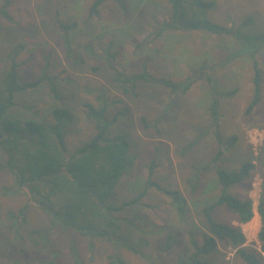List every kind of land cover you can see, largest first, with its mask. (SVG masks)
<instances>
[{"label":"rangeland","instance_id":"374dc122","mask_svg":"<svg viewBox=\"0 0 264 264\" xmlns=\"http://www.w3.org/2000/svg\"><path fill=\"white\" fill-rule=\"evenodd\" d=\"M9 22L0 16V78L9 69L7 55L20 64L17 69L20 83L34 81L47 74L55 78V87L61 100H54L48 86L43 83L27 95L17 94V113L35 118L23 107L35 105L39 117H49L50 109L65 107L73 115L68 128L66 146L74 151L94 135L93 121L85 116L84 105H98L97 97L119 101L108 110L111 118L119 110H126L107 132L108 137L123 135L136 156L131 175L116 186V203L129 201L144 193L140 205L127 207L118 216L135 221L139 231L133 242L141 254L106 239L84 238L77 232H64L54 228L42 237L39 245L28 241H15L5 220L8 211H17L28 205V219L33 228L47 227L48 218L29 204L25 193L5 196L4 186L12 187L9 173L0 171V264H108L106 257L118 254L127 264H172L191 253V238L200 241L205 225L199 214L206 200L211 199L215 188L214 167L211 161L220 148L221 138L236 136L230 152L219 161L227 169L237 168L252 154L255 166L249 181L231 188L238 198H250L257 205L264 186V163L259 143L264 139V47L257 60L262 70L261 99L247 115L246 108L252 95L253 69L244 58L232 60L236 50L233 38L203 32H168L156 37L150 44L138 47L145 38L170 18L167 0H122L126 11L117 0H103L98 15L90 17L89 10L95 0H9ZM215 3L208 18L226 27L236 26L251 16L255 28L264 32V0H209ZM5 0H0V7ZM59 21L76 23L69 34L72 55L57 32ZM91 43L96 54L109 47L116 58L110 64L123 73H148L177 83L193 77V71L206 63L203 73L194 79L190 89L175 93L157 84L140 83L138 96L122 94L112 80L111 68L101 57L91 58L82 46ZM93 55V54H92ZM103 56V54H102ZM184 61V62H182ZM195 69V70H193ZM208 77L214 82L210 85ZM212 88L218 96L219 128L210 124ZM219 136V137H218ZM6 159L0 150V168ZM205 165H212L203 170ZM160 187L179 190L187 200L185 216L178 215L171 199L155 189L146 187V181ZM214 181V180H213ZM218 222L242 227L246 234L244 248L259 253L256 236L260 228L255 213L245 225L225 207L214 211ZM141 239V240H140ZM140 241V242H139ZM209 264H245L229 245L218 242L216 249L201 257ZM260 264H264L262 255Z\"/></svg>","mask_w":264,"mask_h":264},{"label":"trees","instance_id":"16d2710c","mask_svg":"<svg viewBox=\"0 0 264 264\" xmlns=\"http://www.w3.org/2000/svg\"><path fill=\"white\" fill-rule=\"evenodd\" d=\"M126 6L122 0H117ZM103 0H95L90 7L89 16L98 15V8ZM10 1L5 0V5L0 7V16L12 22L7 6ZM170 8V18L163 21L150 35L145 38L138 47L150 44L156 37L168 32L179 33L203 32L210 35L233 38L237 47L230 55V62L239 58L250 61L253 69L252 95L245 113L249 115L258 105L261 99L262 70L257 60L258 52L264 47V32L255 28L253 17L242 18L236 26L226 27L212 22L208 18L209 11L215 3L209 0H167ZM68 48L71 56V40L69 34L73 32L76 23H67L57 20L55 24ZM20 50L16 47L13 51ZM12 51V52H13ZM84 55L91 58H103L108 65L116 54L109 53V47L102 50V54H96L91 49V43L82 46ZM12 52L7 55L9 69L0 78V150L5 155L4 163L0 171L9 173L12 178V187L1 188L3 195L25 193L29 197V204L38 207L48 218L47 227L33 228L28 219L29 206L26 204L17 211H8L5 220L10 222L15 241H28L31 245H39L43 236H47L50 230L57 228L61 231H74L88 239H106L116 245L141 254L137 249L139 244L133 242L135 234L140 230L135 221L118 216L127 207L140 205L144 193L141 192L135 198L116 203V186L125 177L131 175L136 156L131 153L130 143L123 135L108 137L110 126L117 122L118 117L123 116L126 110H119L111 118L108 110L119 101L110 100L107 97H97L98 105L91 103L84 105L85 116L93 121L94 135L81 144L74 151H70L65 142L68 128L73 123L71 111L65 107H54L49 111V117H39L35 111L36 106L23 107L26 112H33L35 118H25L17 113V94L27 95L28 90H34L45 83L54 100H61L55 87V78L47 74L41 75L34 81L20 83L17 69L20 64L12 59ZM93 54V55H92ZM184 62V61H182ZM112 80L122 94L136 98L140 83L157 84L172 89L175 93H184L192 86V81L197 80L200 73L206 69V63L198 70L193 71V77H187L185 82L177 83L164 78H156L148 73H123L119 72L111 64ZM208 82L213 81L208 77ZM212 102L209 108L210 124L215 132L219 128V102L218 96H229L235 90L228 93H218L212 88ZM22 95V94H19ZM219 137V136H218ZM237 140L236 136L221 138L220 148L213 157L211 163L214 167V181L218 193L204 202L200 215L205 225V234L201 240L191 238V253L185 258H180L172 264H209L201 257L208 255L216 249L218 242H224L235 250L236 255L245 264H260L264 255V186L256 208L261 220V228L258 233L260 253L249 251L243 247L245 237L239 227L218 222L214 219V211L218 207H225L237 217L238 223L248 222L254 215L250 198H238L231 193V188L249 181L251 172L255 166L252 154L241 161L237 168L232 170L219 165ZM261 160L264 163V139L260 148ZM212 165H205L203 170ZM146 187H154L174 204L179 216H185L187 200L179 190H170L160 187L156 182L147 180ZM141 240V239H140ZM140 242V241H139ZM108 264H127L125 260L116 254L106 257ZM38 264H44L39 262Z\"/></svg>","mask_w":264,"mask_h":264},{"label":"built area","instance_id":"2783aa9c","mask_svg":"<svg viewBox=\"0 0 264 264\" xmlns=\"http://www.w3.org/2000/svg\"><path fill=\"white\" fill-rule=\"evenodd\" d=\"M262 144H263V139H261V142L259 143V146L257 147V148H259L260 146H262ZM258 201H259V199H258ZM252 205H253V202H252ZM257 205H258V202H257ZM257 205H253V213L255 214H257V211H256V208H257ZM258 215V214H257ZM254 216V215H253ZM253 218V217H252ZM252 218L248 221V222H246V223H242L241 225H245V224H248L251 220H252ZM260 219V218H259ZM260 223H261V220H260ZM260 228H261V225H260ZM260 228H259V230H260ZM240 229H241V231H242V233H243V235H244V237H245V242H246V234H245V232H244V230L242 229V227H240ZM259 230L257 231V233H256V236H257V239H258V233H259ZM258 243H259V240H258ZM245 244V243H244ZM244 244H243V247H244ZM259 253H260V243H259Z\"/></svg>","mask_w":264,"mask_h":264},{"label":"crops","instance_id":"0c3cea01","mask_svg":"<svg viewBox=\"0 0 264 264\" xmlns=\"http://www.w3.org/2000/svg\"><path fill=\"white\" fill-rule=\"evenodd\" d=\"M236 219H237V217H236ZM238 221V220H237Z\"/></svg>","mask_w":264,"mask_h":264}]
</instances>
